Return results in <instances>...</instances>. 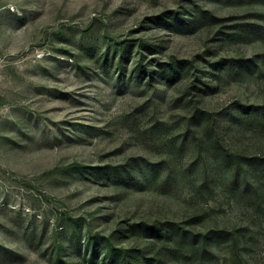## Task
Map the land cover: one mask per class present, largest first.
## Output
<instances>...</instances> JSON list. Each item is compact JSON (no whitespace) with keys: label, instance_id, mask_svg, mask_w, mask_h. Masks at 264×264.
Here are the masks:
<instances>
[{"label":"rangeland","instance_id":"1","mask_svg":"<svg viewBox=\"0 0 264 264\" xmlns=\"http://www.w3.org/2000/svg\"><path fill=\"white\" fill-rule=\"evenodd\" d=\"M242 104H264V0H0V264H191L148 228L173 221L250 224L264 264L203 136L209 112L264 155Z\"/></svg>","mask_w":264,"mask_h":264},{"label":"trees","instance_id":"2","mask_svg":"<svg viewBox=\"0 0 264 264\" xmlns=\"http://www.w3.org/2000/svg\"><path fill=\"white\" fill-rule=\"evenodd\" d=\"M141 58L137 66L143 62ZM146 66V65H145ZM168 68V67H167ZM175 64L169 67L166 77L178 75L181 71ZM148 76L154 77L157 70L146 67ZM150 73V74H149ZM241 112L247 114V121L264 128V104H242ZM199 114L196 110L194 118ZM204 139L210 145V150L219 169V188L241 204L252 209V214L264 223V155H246L233 150L224 140L221 127L215 121V116L209 112L203 113ZM203 180L194 191L202 196H211L214 192L209 180L208 169L203 170ZM186 174L185 176H187ZM145 222L139 223V226ZM249 226L222 227L219 229L197 230L182 228L175 221L158 225H148L152 236L164 240L166 250L179 260H186L191 264H252L260 262L257 250L255 232ZM253 233V234H252ZM144 264H163L161 257H147V251L142 250Z\"/></svg>","mask_w":264,"mask_h":264}]
</instances>
